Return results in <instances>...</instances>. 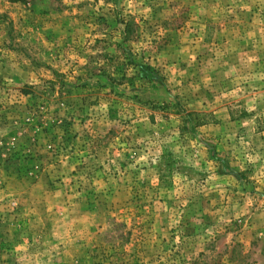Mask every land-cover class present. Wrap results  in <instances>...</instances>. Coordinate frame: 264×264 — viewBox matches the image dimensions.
I'll return each mask as SVG.
<instances>
[{
    "label": "rangeland",
    "instance_id": "1",
    "mask_svg": "<svg viewBox=\"0 0 264 264\" xmlns=\"http://www.w3.org/2000/svg\"><path fill=\"white\" fill-rule=\"evenodd\" d=\"M0 264H264V0H0Z\"/></svg>",
    "mask_w": 264,
    "mask_h": 264
},
{
    "label": "crops",
    "instance_id": "2",
    "mask_svg": "<svg viewBox=\"0 0 264 264\" xmlns=\"http://www.w3.org/2000/svg\"><path fill=\"white\" fill-rule=\"evenodd\" d=\"M226 124H227V122H226ZM249 124L250 125H254V121H251ZM216 127H217V130H218V125Z\"/></svg>",
    "mask_w": 264,
    "mask_h": 264
}]
</instances>
